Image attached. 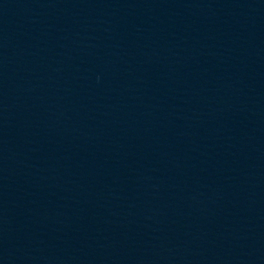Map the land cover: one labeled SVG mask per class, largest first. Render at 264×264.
<instances>
[{"label":"water","instance_id":"obj_1","mask_svg":"<svg viewBox=\"0 0 264 264\" xmlns=\"http://www.w3.org/2000/svg\"><path fill=\"white\" fill-rule=\"evenodd\" d=\"M0 264H264V23L0 0Z\"/></svg>","mask_w":264,"mask_h":264}]
</instances>
